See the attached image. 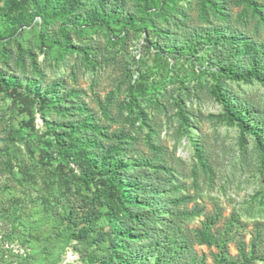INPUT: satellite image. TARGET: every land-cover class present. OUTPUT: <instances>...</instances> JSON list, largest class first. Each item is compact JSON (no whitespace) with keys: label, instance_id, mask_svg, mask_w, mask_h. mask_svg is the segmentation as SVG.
I'll list each match as a JSON object with an SVG mask.
<instances>
[{"label":"rangeland","instance_id":"374dc122","mask_svg":"<svg viewBox=\"0 0 264 264\" xmlns=\"http://www.w3.org/2000/svg\"><path fill=\"white\" fill-rule=\"evenodd\" d=\"M107 1L120 17L103 25L94 23L100 0H0V264H101L116 247L154 264L167 235L187 241L177 264H215L217 248L200 239L208 217L221 214L217 236L238 213L247 243L264 225L256 138L242 142L214 93L264 125L263 84L220 75L250 66L249 40L264 64V0ZM46 93L54 102L41 104ZM75 149L94 158L79 164ZM113 157L138 180L140 202L103 190L93 161L108 169ZM182 195L191 200L170 204ZM71 209L95 216L88 240L77 238ZM147 209L161 220L129 215ZM182 209L197 215L177 220ZM229 252L238 254L235 242Z\"/></svg>","mask_w":264,"mask_h":264},{"label":"trees","instance_id":"16d2710c","mask_svg":"<svg viewBox=\"0 0 264 264\" xmlns=\"http://www.w3.org/2000/svg\"><path fill=\"white\" fill-rule=\"evenodd\" d=\"M76 2V1H74ZM152 2H154L152 0ZM100 10L95 15L94 23H100L103 25H108L111 19L117 20L120 17V11L118 9V3H113L107 0H100L99 2ZM39 13H41L39 11ZM245 46L253 52L254 58L249 67H239L237 65H227L222 67L220 70V75L223 78L232 79L235 81H243L245 83H250L253 80L261 82L264 86V64L258 60L257 48L253 45L252 41H246ZM73 48V47H72ZM220 81V80H219ZM217 88L221 87V82L216 85ZM214 93L223 101L225 112L227 116L238 123L241 130L243 131L242 142L246 140L245 133H251L255 136L258 148L261 152V162L264 165V125L255 121L253 114L249 110H244V107L240 104H235L234 101L228 98V96L222 92V90H215ZM44 102L39 99L41 104L54 102V100L48 96V93L44 95ZM123 136V135H122ZM120 135V138L122 137ZM118 149L117 147L115 150ZM154 149H160V147H155ZM196 154L198 159L205 171H209L210 167L208 164V159L203 151V149L196 144L195 145ZM70 155L77 160L79 164H82L84 157L93 159L94 155L91 153L86 154L81 149H75L69 151ZM110 157V154L106 156ZM94 162V167L99 168L98 171L103 176V190L107 193L118 194V196L124 195L125 191H131L136 194L138 201L143 198L142 194L137 193L132 188H139L137 185L138 180L126 177L125 170L127 169V164L123 159L119 157H113L109 161L108 169L106 167L98 166V162ZM142 165H149L151 162L149 160L141 161ZM87 168V169H91ZM161 168H165L161 165ZM85 173L89 175L88 170ZM191 197L189 195H182L170 200L171 205H180L189 202ZM136 211H131L129 215L131 218L140 219L144 221L145 224L152 226L156 224L160 219V215L152 209L143 210L140 213H135ZM177 220H186L197 215V210L187 211L186 209L178 210L173 214ZM71 222L75 225H82L78 229L77 238L81 240H88L90 229L95 224V216L89 211L75 210L71 209ZM221 214L218 213L215 217H208L206 222L203 224L200 230V239L203 243L208 246H215L217 252L215 253V264H257L259 261L264 262V225L260 222H255L254 234L251 237L249 243H247L241 237V229L244 227V223L238 213L233 212L230 217L224 219L222 230L217 229V236L213 233L212 229L217 223L218 218ZM163 228L166 229L167 226H171V222H163ZM161 242L157 245L156 257L154 264H177L179 257L185 253L188 244L187 241L183 239H178L174 235H167L161 238ZM231 242L236 243L237 255H232L229 252V244ZM113 244H115L113 242ZM134 252H127L126 250L119 249L118 247L111 249L110 253L102 257L101 264H134L136 260ZM118 261V262H117ZM175 262V263H174Z\"/></svg>","mask_w":264,"mask_h":264}]
</instances>
